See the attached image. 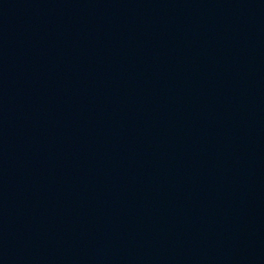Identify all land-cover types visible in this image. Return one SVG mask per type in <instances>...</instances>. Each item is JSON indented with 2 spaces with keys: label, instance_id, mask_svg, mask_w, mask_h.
I'll list each match as a JSON object with an SVG mask.
<instances>
[{
  "label": "water",
  "instance_id": "obj_1",
  "mask_svg": "<svg viewBox=\"0 0 264 264\" xmlns=\"http://www.w3.org/2000/svg\"><path fill=\"white\" fill-rule=\"evenodd\" d=\"M0 264H264V0H0Z\"/></svg>",
  "mask_w": 264,
  "mask_h": 264
}]
</instances>
